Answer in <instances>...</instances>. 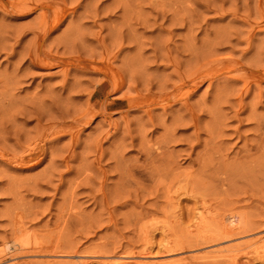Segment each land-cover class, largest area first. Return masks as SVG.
<instances>
[{
  "label": "rangeland",
  "instance_id": "1",
  "mask_svg": "<svg viewBox=\"0 0 264 264\" xmlns=\"http://www.w3.org/2000/svg\"><path fill=\"white\" fill-rule=\"evenodd\" d=\"M7 1L14 2V0ZM17 1L20 0H15V2ZM55 1L59 3L62 0ZM114 1L99 0L96 3L97 0H64L65 7L70 11L74 9L75 12L74 14L67 13L68 16L61 24L51 31L45 42L46 46H44L46 52L51 48L52 51L49 50L53 52L51 54H67L68 52V54L76 55L83 51L87 56L89 52H93L96 60H100L104 54V59L110 62L113 69L124 72L126 84L122 90L106 94L108 87L102 86L94 93L89 104L86 101L88 90L90 89V92L94 86H97V81L102 79L101 75L91 71L82 73L83 70H80V72L76 71L65 77L58 66L43 67L31 63L25 55L24 58L23 54L27 45L34 42L30 41L34 40L32 29L37 26L39 12L20 16L21 13H7L0 10V34L2 38L4 36V43L7 42L5 46L3 45L5 50L3 48L4 51H0V91L3 90L0 94L2 95L0 101L3 100V105L4 103L10 105H8L9 109L6 106L5 110L8 112L5 111V115L3 114L5 117L0 119V126L2 127L1 124L4 122V127L11 128V134L15 131L26 134L20 139L21 144L40 139L42 135L39 138L38 133L42 134L44 128L52 122L56 123L57 127L56 130L54 126L55 133V130L52 129L53 132L49 133L48 138L42 140L43 152L36 153L26 165L9 164L0 158V249H3L1 252L3 255L0 254L2 259L0 264H44V259L48 261L47 258L58 255L63 256L62 261L64 262H78L84 256L93 254L112 257V259L121 256H138L145 252L146 241L150 243L151 255L161 258L160 262L176 258L189 259L197 252L205 251V247L200 245L187 248L185 245L186 248L177 254V252L163 253L160 246L165 242L176 243L191 236L186 235L184 226L190 224L194 206L199 204L201 198L207 199L208 203L217 210L233 209L234 212L242 215L246 222L248 221L246 228H249L245 229V232L241 231L243 232L240 233L241 235H234L235 237H231L232 239L222 241L219 243L220 246L235 244V241L242 242L252 236L264 235V157H262L264 155L258 157L259 155L253 154L247 159L245 158L246 160L242 158L243 146L250 145L256 135V132L252 130L255 119L252 116L264 118V81L260 82L258 88L252 87L249 92L244 94L241 93L243 91L241 82L232 83L227 79L228 82H226L225 78H222L224 76L211 84L207 80L203 81L197 91L187 98L188 106L198 117L197 128L200 130L197 134L195 128L191 124L189 125V122L191 123L188 119L190 117L188 115L191 114L189 110L190 114L186 113V108L176 101H172V104L167 107L162 105L166 100L159 101L161 97L172 95L179 83L176 74L181 76L184 74L189 77L194 72L207 74L208 71L212 73L211 70L216 74L224 63L230 64L229 67L235 70L238 65L246 70L251 68L253 71L259 64L256 63L257 56L260 59H258L259 65L264 66V58H262L264 57V45H262L264 44V30L259 27L264 25V21L259 19L260 12L264 11V0H116L117 7V4L113 3ZM93 5L98 7L95 17L88 14V11L93 9ZM93 11L91 10L90 13ZM243 13L244 17L242 18ZM246 13L247 15H245ZM258 27L261 29L260 31H257ZM74 40H78L79 43ZM250 40L251 44L248 45L247 42ZM64 41L67 42H65L66 45H70L71 42L74 45H70L72 48L67 46L66 50L62 46H57L56 43L59 45ZM99 41L102 44H99ZM4 43L2 42L1 45ZM115 43L117 47H115ZM103 44L104 46H102ZM55 46L58 50L54 48ZM82 56L85 57V55ZM20 58L22 59L20 60ZM248 59L249 61H247ZM13 74H16L17 77L16 75L14 77ZM128 79L132 82V84L129 82L130 86L136 87L138 94L145 96L148 98L146 100L150 101L148 103L143 101L142 108L136 107L127 110V101L123 98L126 95L123 94L135 95L134 91L126 89ZM14 81L16 82L14 83ZM6 85L9 86V89ZM241 94L243 95L241 101L244 105L243 112L235 118L234 111L238 109L236 102ZM1 97H7L10 102L7 98L1 100ZM156 97L158 99L154 100ZM49 98L53 100V106ZM34 99L35 101H33ZM31 101L33 103L29 105ZM57 101L59 105H57ZM11 103L17 104L20 108ZM54 103L58 106L57 108L62 109L63 119L58 113H54L59 110L55 108ZM33 105L35 108L40 107L44 113L46 112L45 114H48L45 115L40 125H36L34 118L36 112L32 113L33 115L25 113L26 108L29 109ZM88 105H93L94 112L98 111L100 115L94 116L87 125L80 126L74 121L78 118L76 116L87 111ZM103 105H106L107 111ZM14 108L20 109V111ZM146 108L150 111L151 119L146 113L148 111ZM100 109H103L104 112H99ZM182 115H185L184 118L187 119L183 118V121H179L178 118L183 117ZM6 118L7 120L11 118L8 120L10 123ZM14 127L16 128L14 129ZM71 128L73 130H70ZM169 128L170 130L174 129V134L172 132L170 136L167 131ZM143 130L144 132H142ZM61 131L65 133L57 138H49V136H53L52 134ZM66 132H68L67 135ZM164 135L168 136V138L164 137V141L171 136H174L171 137L172 139L177 138V141L172 140L173 142H171L169 139L170 142L166 140L165 144ZM0 140L1 152L18 153L19 150L13 143L15 139L12 135L6 140ZM164 144L167 146L165 153L168 151L167 154H170L172 161L171 157H174L176 165H173L177 168L175 169L174 166L175 170L173 169L174 171L162 180L157 176L154 177L152 164L153 162L157 163V159L161 160V158H155L154 152H156L157 145L163 147ZM205 149L207 152L203 151ZM214 150L217 153L213 152ZM168 155H163L162 160H164V156L169 158ZM203 156H207L204 159L209 157L208 161L215 158L214 162H209L212 170L206 163L204 164L208 167L202 166L201 157ZM218 156L221 159L217 158L218 162H215ZM151 157L153 162L150 161ZM167 157L159 163L161 165L163 163L164 166V162L169 160ZM249 158L250 160L256 158V160H252L257 162H248ZM147 162H152V164L148 163L147 166ZM160 164L157 163V167H160ZM142 165L145 166V170ZM149 166L153 171L148 168ZM221 166H225L223 171ZM190 168L191 171H189ZM189 174L191 175L189 176ZM152 175L154 178L151 177ZM154 180L156 184L153 182ZM168 180L173 182L168 184L170 187L173 185L170 188L171 191L177 187V180L183 183L179 182L181 186L188 185L187 187L192 188L193 184V196L181 191L169 198L168 194L170 193L165 190ZM160 181L163 183L160 184ZM157 183L158 186H156ZM138 184L140 185L138 186ZM152 192L153 194H151ZM16 214L22 219L27 232L38 234V237L48 236L53 232H62L60 239L64 244L63 252L57 251L54 253L55 255L53 253V255L48 253L37 255L31 251H24V253L14 250L8 241L11 238L13 218ZM162 220L163 223L166 221L168 224L175 223L169 228L170 230L168 229L164 233L158 230L154 231L153 228H150L151 226L149 227L155 222L162 224ZM168 224L166 226H170ZM144 225L149 231L146 238L140 230ZM4 242L9 245H7L9 248H3ZM261 255L264 256V253ZM262 259L264 257L252 261L251 264H264ZM183 264L228 263L223 260L190 259Z\"/></svg>",
  "mask_w": 264,
  "mask_h": 264
},
{
  "label": "bare ground",
  "instance_id": "2",
  "mask_svg": "<svg viewBox=\"0 0 264 264\" xmlns=\"http://www.w3.org/2000/svg\"><path fill=\"white\" fill-rule=\"evenodd\" d=\"M55 1V0H54ZM53 0H20V1H17V2H15V0H14V2H9V1H5V0H0V10H3V11H5V12H7V13H21L20 14V16L21 15H23V16H27V15H29L30 13H33V12H36V11H38L39 13H38V15H37V18H38V21H37V26H36V28H34V29H32V34H34V40H32V41H30V42H33L32 44H29V45H27V49L25 48V51H24V48H23V51H24V54H23V56L25 55L26 57H27V59L31 62V63H33V64H35V65H37V66H43V67H55V66H58L59 68H61V72L63 73V75L66 77V76H68L69 74H74L76 71H78V72H80V70L82 71V73H85V71H89V73H90V71L91 72H95V73H98V74H100L101 75V77H102V79H100L99 80V82L97 81V86H94L93 87V90L91 89V91L89 92V90H88V94H87V102H88V104L91 102V100H92V97H93V95H94V93L98 90V89H100L102 86H106V87H108V91H107V93L106 94H110V93H112V92H116V91H120V90H122L124 87H125V84H126V81H125V78H124V72L122 73L120 70H116V69H113L112 67H111V64H110V62H107L105 59H104V57L105 56H103L102 55V59L100 58V60H96L95 59V54L93 53V52H89L88 54H87V56H86V52H79L78 54H76V55H72V54H68V52H67V54L66 53H62V54H51V53H53V52H50V51H52L51 50V48H49V46H48V48H49V50L46 52L45 50H44V46H46L45 45V42H46V40H48L47 38H48V36H49V34L51 33V31H53V30H55V28H57V26L59 25V24H61V22L68 16V14L67 13H71V14H74V9H71V11H70V9L68 10L65 6V2H64V0H62V1H60L59 3L57 2L56 3V1L54 2ZM98 1L99 0H97V2L96 3H98ZM114 1V0H113ZM116 1V0H115ZM115 1L113 2L114 3V5L115 4H117V1H116V3H115ZM232 2H234V1H232ZM96 3H94V4H96ZM121 3V2H120ZM231 4V3H230ZM121 5V4H120ZM232 5V4H231ZM94 6V5H93ZM118 6V4L116 5V7ZM233 7V6H232ZM86 8H88V7H86ZM90 8V7H89ZM115 8V7H114ZM256 8H258V7H256ZM97 9H98V7H97V5L96 6H94L93 7V9H91V10H94L93 12H91L90 13V11L91 10H89L88 11V14L91 16V17H95L96 16V14H97ZM126 9V8H125ZM229 9V8H228ZM232 9V8H231ZM114 10V9H113ZM115 10H116V8H115ZM121 10V9H120ZM123 10V9H122ZM247 10V9H246ZM70 11V12H69ZM224 11H225V9H224ZM234 11H235V9H234ZM233 11V12H234ZM257 11V10H256ZM96 12V13H95ZM229 12V11H228ZM249 12V11H248ZM253 12H254V10H253ZM86 13V12H85ZM222 13V12H221ZM95 14V15H94ZM122 14V13H121ZM131 14V13H130ZM233 15V14H232ZM245 15H247V13L245 14ZM259 16H261L259 19H262V21H264V11H261L260 12V15ZM233 17H234V15H233ZM242 18L244 17V13H243V16H241ZM255 17V16H254ZM123 18V17H122ZM131 18V17H130ZM246 18H248V17H246ZM239 19V18H238ZM258 19V20H259ZM129 20V19H128ZM243 20H245V19H243ZM251 20V19H250ZM125 21V20H124ZM261 21V22H262ZM244 24V23H243ZM246 24H249V23H246ZM253 25H254V23H253ZM81 26V25H80ZM248 27V26H247ZM262 30H264V25H261V26H259ZM259 27H258V29H257V31L259 30H261V29H259ZM255 28V27H254ZM77 29V28H76ZM246 29V28H245ZM248 29V28H247ZM253 29V28H252ZM130 30V29H129ZM254 30V29H253ZM73 31V30H72ZM77 31V30H76ZM119 31V30H118ZM226 31V30H225ZM235 31V30H234ZM3 32V31H2ZM132 32V31H131ZM223 32H224V30H223ZM222 32V33H223ZM238 32H240V31H238ZM249 32V31H248ZM262 32V31H261ZM65 33V32H64ZM81 33V32H80ZM254 33V32H253ZM253 33H252V37H253ZM130 34V33H129ZM238 34V33H237ZM3 35V34H2ZM133 35V34H132ZM235 35V34H234ZM239 35V34H238ZM62 36V35H61ZM60 36V37H61ZM117 37V36H116ZM132 37V36H131ZM225 37H226V35H225ZM3 38H4V36H3ZM3 38L1 37V34H0V45H1V43L3 42L4 43V41L5 40H3ZM230 38V37H229ZM6 39V38H5ZM59 39V38H58ZM120 39V38H119ZM118 39V40H119ZM226 39H227V37H226ZM236 39H238V38H236ZM250 39V38H249ZM56 40V39H55ZM61 40V39H60ZM113 40H115V39H113ZM121 40V39H120ZM119 40V41H120ZM128 40V39H127ZM222 40H223V38H222ZM260 40V39H259ZM58 41V40H57ZM67 41V40H66ZM66 41H64V43L63 42H60V44L58 45V43H56L57 44V46L59 47V46H62L65 50L67 49V46H70V45H72L73 43V40H72V42H71V44L70 45H66L65 44V42ZM71 41V40H70ZM75 41V40H74ZM78 40H76L75 42L76 43H79V42H77ZM226 41V40H225ZM18 43H20L19 41H17ZM17 42H15V43H17ZM100 43L99 44H102L101 43V41H99ZM116 43H117V41H115ZM224 42V41H223ZM222 42V43H223ZM251 40L250 41H248L247 42V44L248 45H250L251 43ZM5 43H7V42H5ZM2 44L1 45V49H0V51H4L5 50V47H3V45L5 46L6 44ZM17 43V44H18ZM62 43V44H61ZM67 43V42H66ZM114 44L115 45V47H117L116 45L117 44ZM130 43V42H129ZM228 43V42H227ZM55 44V43H54ZM81 44V43H80ZM221 44V43H220ZM74 45V44H73ZM97 45V44H96ZM262 45H264V44H262ZM29 46V47H28ZM57 46H55L54 48H56L57 49ZM102 46H104V44L102 45ZM261 46V45H260ZM51 47V46H50ZM71 48H72V46H70ZM69 47V48H70ZM119 47V46H118ZM259 47V46H258ZM262 47V46H261ZM260 47V48H261ZM3 48H4V50H3ZM53 48V47H52ZM105 48V47H104ZM55 50V49H54ZM58 50V49H57ZM72 51H75V50H73V49H71ZM106 50V49H105ZM252 50V49H251ZM22 51V52H23ZM85 51V50H84ZM107 51V50H106ZM21 53V52H20ZM26 53V54H25ZM56 53H57V51H56ZM84 53V54H83ZM104 53V52H103ZM258 53V52H257ZM85 55V57L84 56H82V55ZM262 54V53H261ZM22 56V55H21ZM23 56H22V58H23ZM25 56H24V58H25ZM98 56V55H97ZM156 57V56H155ZM19 58V57H18ZM22 58H20V60L22 59ZM262 58H264V57H262ZM131 59V58H130ZM129 59V60H130ZM259 58H258V56H257V62L256 61H254V62H256L257 64L259 63L260 64V59L258 60ZM133 60V59H132ZM217 61V60H216ZM215 61V62H216ZM247 61H249V59L247 60ZM18 62H19V60H18ZM248 63V62H247ZM121 64V63H120ZM128 64V63H127ZM132 64V63H131ZM229 64V63H228ZM250 64V63H249ZM258 64V66H256V68L255 67H253V68H255V70H253L252 71V69L250 70H246V69H244V68H242V67H240V66H238V65H236L237 66V68H236V70L235 69H232V68H230L229 67V65H227L226 63H224L223 64V66L221 67V69L219 68L218 69V71L216 72V74L211 70V72L212 73H214V74H212V73H210V71H208L209 73H207V74H196L195 72L193 73V74H191V75H189V77H186V76H184V74H182V76L181 75H179V74H176V75H178V78H179V83H178V85L175 87V90L173 91V93H172V95L171 96H164V97H161L160 98V100L159 101H165L166 100V102L164 103V104H162L163 106H166L167 107V105H170V104H172V101H176V102H178V103H180L181 105H183L185 108H186V113H189L190 114V112H191V114L190 115H188V116H190L188 119H190L189 121H191V123L189 122V125L191 124L194 128H195V133L197 134V132H199L198 130H200V129H198L197 128V119H198V117H196V114H194L193 113V110H191L192 108H190L189 106H188V104H187V98H188V96L190 95V94H192L193 92H195V91H197V88H198V86H200V84L203 82V81H205V80H207L208 81V83L209 84H211L212 82H214L215 80H217V79H220V77H222V76H224V77H222L223 79L225 78V80L227 79L229 82H232V83H234V82H241L242 83V94H244V93H247V92H249L250 90H251V88L252 87H257L258 88V86L260 85V82L261 81H264V66H262V64L261 65H259ZM119 65V64H118ZM252 65V64H251ZM256 65V64H255ZM198 66V65H197ZM245 66V65H244ZM118 67V66H117ZM199 68V67H198ZM248 68V67H247ZM130 69V68H129ZM192 69V68H191ZM190 70V69H189ZM16 71V70H15ZM176 71V70H175ZM192 71H194V70H192ZM216 71V70H215ZM134 72V71H133ZM192 73V72H191ZM205 73V72H204ZM10 74V73H9ZM87 74V73H86ZM189 74V73H188ZM187 74V75H188ZM5 75V74H4ZM14 75V74H13ZM12 75V76H13ZM16 75V74H15ZM15 75H14V77H15ZM23 75V74H22ZM28 75V74H27ZM12 76L10 77L11 79H12ZM2 77V76H1ZM16 77H17V75H16ZM19 77V76H18ZM131 76H130V80H131ZM135 78V77H134ZM139 79V78H138ZM2 80V79H1ZM4 80V79H3ZM14 80V79H13ZM17 80V79H16ZM129 80V79H128ZM127 81L128 83V85H127V91H130V90H132V91H134L135 92V95L134 96H127V95H131V93L130 94H123V95H126V96H123V98H125V100L127 101V107H128V109L127 110H132V109H134V108H136V107H140V108H142V102L143 101H146V103H148V102H150V101H147L148 100V98H146L145 96H141L140 94H138V90H137V88L136 87H132V86H130V84H129V82L132 84V82L131 81ZM226 80V82H228ZM6 81V80H5ZM18 81V80H17ZM77 81H78V79H77ZM16 81H14V83H15ZM1 83V82H0ZM8 83V82H7ZM74 83V82H73ZM3 84V83H2ZM82 84V83H81ZM75 85V84H74ZM73 85V86H74ZM226 85V84H225ZM224 85V86H225ZM7 86V85H6ZM78 86V85H77ZM80 86H82V85H80ZM90 86V85H89ZM161 86V85H160ZM8 87V89H9V86H7ZM216 87V86H215ZM222 87V86H221ZM229 87V86H228ZM239 87V86H238ZM12 88H14V87H12ZM78 88V87H77ZM161 88V87H160ZM218 88V87H217ZM241 88V87H240ZM64 89V88H63ZM74 89V88H73ZM234 89V88H233ZM237 89V88H236ZM10 90H12V89H10ZM150 90V89H149ZM219 90V89H218ZM224 90V89H223ZM227 90V89H226ZM3 91V90H2ZM2 91H0V94H1V92ZM6 91V90H5ZM14 91V90H13ZM12 91V92H13ZM47 91V90H46ZM77 91H78V89H77ZM49 92V91H48ZM79 92V91H78ZM149 92V91H148ZM81 93V92H80ZM84 93V92H83ZM129 93V92H128ZM4 94V93H3ZM6 94H8V93H6ZM42 94V93H41ZM105 94V93H104ZM229 94V93H228ZM227 94V95H228ZM240 95V98L237 100V104H238V109H237V111H234L235 113H234V117L236 118L237 116H238V114L239 113H241V112H243V104L241 103V101H242V96L243 95ZM223 95V94H222ZM0 96H2V95H0ZM4 96H6V95H4ZM8 96V95H7ZM11 96H13V95H11ZM35 96V95H34ZM45 96V95H44ZM38 97V96H37ZM37 97H35V98H37ZM46 97V96H45ZM68 97V96H67ZM157 97H160V96H157ZM155 98L154 100H157L158 98ZM225 97H226V95H225ZM224 97V99H226ZM7 98V97H6ZM6 98H2L1 97V100L2 99H6ZM150 98V97H149ZM219 98V97H218ZM12 99V98H11ZM32 99V98H31ZM103 99V98H102ZM147 99V100H146ZM7 100L9 101L10 99H8L7 98ZM51 99L49 98V101H50ZM217 100V99H216ZM228 100V99H227ZM226 100V101H227ZM27 101H29V100H27ZM26 101V102H27ZM33 101H35V99L33 100ZM52 101V106H53V100H51ZM51 101H50V103H51ZM59 101V100H58ZM56 102L57 103V105H59L58 103L59 102ZM70 101V100H69ZM254 101V100H253ZM3 100L2 101H0V119L2 120V118H4L5 116H3V114L5 113V111H6V113L8 112L7 110H5V109H7V107H8V105H6L5 103H4V105H3ZM10 102V101H9ZM25 102V103H26ZM44 102V101H43ZM55 102V101H54ZM224 102H225V100H224ZM255 102V101H254ZM31 104H29V105H32V101L30 102ZM37 103V102H36ZM36 103H34V104H36ZM42 103V102H41ZM49 103V104H50ZM108 103V102H107ZM213 103H215V102H213ZM12 104V103H11ZM14 104L15 103H13L12 105L14 106ZM20 104V103H19ZM43 104V103H42ZM44 104H45V102H44ZM65 104V103H64ZM71 104V103H70ZM145 104V103H144ZM255 104H256V102H255ZM16 106H17V104H15ZM54 105H55V108H57L58 106H56V104L54 103ZM161 105V106H162ZM195 105V104H194ZM215 105V104H214ZM226 105V104H225ZM7 106V107H6ZM10 106V105H9ZM39 106V105H38ZM41 106V105H40ZM104 106V105H103ZM162 106V107H163ZM213 106V105H212ZM219 106V105H218ZM223 106V105H222ZM231 106V105H230ZM4 107H6V108H4ZM17 107H19V106H17ZM29 107V106H28ZM62 107V106H61ZM93 105H88V107H87V111L85 112H82L81 114H80V116L78 115V116H76V117H78V118H76L75 119V123H77V124H79L80 126H85V125H87L88 123H89V121L91 120V119H93V117L94 116H96V115H100V113H98V111L97 112H94L95 110H93ZM124 107V106H123ZM20 108V107H19ZM26 108V107H25ZM40 107H37V108H35V106L33 105V107H30L29 109H27L26 108V110H25V113L27 114H29V113H35L36 112V114H35V116H34V118H35V120H36V125H40V123H41V121L43 120V118L45 117V115L47 116L48 114H45L44 113V111L41 109V111H39L40 109H39ZM68 108V107H67ZM77 108V107H76ZM79 108V107H78ZM81 108V107H80ZM209 108V107H208ZM217 108V107H216ZM219 108V107H218ZM8 109H9V107H8ZM15 109V108H14ZM38 109V110H37ZM44 109V108H43ZM57 109H59V108H57ZM56 109V110H57ZM104 109L106 110V105L104 106ZM148 111H146V113L148 114V116L150 117V119H151V116L149 115L150 114V111H149V109L148 108H146ZM211 109V108H210ZM15 110H18V109H15ZM21 110H24V109H21ZM50 110V109H49ZM61 110V111H60ZM65 110V109H64ZM76 110V109H75ZM78 110V109H77ZM101 110V109H100ZM144 110V109H143ZM190 112H189V111ZM209 110V109H208ZM217 110V109H216ZM18 111H20V109L18 110ZM45 111H46V108H45ZM47 111H48V108H47ZM51 111V110H50ZM107 111V110H106ZM137 111V110H136ZM221 111V110H220ZM250 111H252V110H250ZM68 112V111H67ZM73 112H74V110H73ZM99 112H104L103 111V109L101 110V111H99ZM183 112V111H182ZM253 112V111H252ZM13 113H15V112H13ZM20 113V112H19ZM22 113H23V111H22ZM54 113H58L59 114V116L62 118V117H64V114L62 113V109H59L58 110V112L57 111H55ZM53 113V114H54ZM75 113V112H74ZM105 113H107V112H105ZM144 113V112H143ZM184 113V112H183ZM182 113V114H183ZM249 113V112H248ZM16 114V113H15ZM14 114V115H15ZM24 114V113H23ZM103 114V113H102ZM125 114H126V111H125ZM124 114V115H125ZM223 114V113H222ZM5 115V114H4ZM7 115V114H6ZM21 115V114H20ZM33 115V114H32ZM50 115V114H49ZM67 115V114H66ZM69 115V114H68ZM143 115V114H142ZM250 115H252V114H250ZM249 115V117L251 118V116ZM254 115V114H253ZM9 116V115H8ZM52 116V115H51ZM58 116V117H59ZM183 116V115H182ZM185 116V115H184ZM184 116L183 117H179L178 119H179V121H183V118H184ZM186 116H187V114H186ZM187 116V117H188ZM224 116V115H223ZM7 117V116H6ZM11 117V116H10ZM30 117H32V116H30ZM57 117V116H56ZM71 117H72V115H71ZM176 117V116H175ZM248 117V118H249ZM253 117V119H254V127L252 128V130L253 131H255L256 132V135H255V138H254V140L252 141V142H250V145H244L243 146V159H247V157H249V156H251V155H255V156H257V155H259L258 157H260V156H262V155H264V118H261L260 119V117H258V118H256V117H254V116H252ZM60 118V119H61ZM70 118V117H69ZM11 119V118H10ZM10 119H8V120H10ZM59 119V118H58ZM63 119V118H62ZM125 119L127 120V118L125 117ZM137 119H138V117H137ZM182 119V120H181ZM185 119H187V118H184V120ZM230 119H231V117H230ZM252 119V118H251ZM4 120V119H3ZM6 120H7V118H6ZM7 120V121H8ZM65 120V119H64ZM110 120V119H109ZM142 120V119H141ZM175 120V119H174ZM220 120V119H219ZM227 120V119H226ZM47 121V120H46ZM146 121H147V119H146ZM153 121V120H152ZM177 121V120H176ZM178 121V122H179ZM222 121V120H221ZM240 121V120H239ZM1 122V121H0ZM9 122V121H8ZM109 122V121H108ZM149 122V121H148ZM171 122V121H170ZM223 122H225V121H223ZM4 123V122H3ZM3 123L1 124L2 125V127L0 128V135H1V138L0 139H2V140H6L10 135H12L13 137H14V141H13V143H15V145L17 146V148H18V150L20 151H18V153L17 152H12V153H3V152H1L0 151V158L2 159V160H4L5 162H7V163H9V164H15V165H26L28 162H30L31 160H32V158L36 155V153H41V152H43V148H44V144L42 143V140H44L45 138H48V135H49V133L50 132H53V130L52 129H54V126H55V124L56 123H50V125L47 127L46 126V128H44V130L42 131V134H40V133H38L39 135H38V137L40 136V135H42L41 136V138L40 139H37V140H33V141H29L28 143H26V144H21L22 142H20V139L22 138V137H25V135L26 134H22L21 132H18V131H15V133H12L11 134V128L9 129V127H4L3 126ZM5 123H7V122H5ZM10 123V122H9ZM13 123V122H12ZM152 123V122H151ZM177 123V122H176ZM52 124V125H51ZM117 124V123H116ZM220 124H221V122H220ZM225 124V123H224ZM224 124H223V126H224ZM5 125V124H4ZM7 125V124H6ZM143 125V124H142ZM176 125V124H175ZM185 125H187V124H185ZM226 125V124H225ZM11 126H12V124H11ZM15 126V125H14ZM188 126V125H187ZM186 126V127H187ZM207 126V125H206ZM222 126V125H221ZM19 127V126H18ZM43 127H45V126H43ZM56 127V126H55ZM139 127V126H138ZM174 127V126H173ZM177 127V126H176ZM211 127V126H210ZM16 127H14V129H15ZM36 128V127H35ZM37 128H38V126H37ZM69 128V127H68ZM77 128V127H76ZM141 128V127H140ZM165 128V127H164ZM56 130H57V127L55 128ZM54 129V130H55ZM212 129V128H211ZM220 129V128H219ZM222 129V128H221ZM20 130H21V128H20ZM39 130H40V128H39ZM52 130V131H51ZM56 130L54 131V133L56 132ZM63 130V129H62ZM70 130H73L72 128L70 129ZM78 130V129H77ZM167 130V129H166ZM174 130V129H173ZM173 130H170V128L167 130V131H169V133H168V135L170 136V135H172L171 133L173 132ZM215 130V129H214ZM217 130V129H216ZM12 131H13V129H12ZM26 131V130H25ZM25 131H23V133H25ZM28 131V130H27ZM63 131H67V130H63ZM69 131V130H68ZM141 131V130H140ZM213 131V130H212ZM218 131V130H217ZM40 132V131H39ZM142 132H144V130L142 131ZM206 132H207V130H206ZM254 132V133H255ZM62 133H65V132H58V133H56V134H52L53 136H49V138H51V137H55V138H57V137H59V136H61L62 135ZM67 133L68 132H66V135H67ZM139 133V132H138ZM163 133V132H162ZM70 134V133H69ZM73 134H74V132H73ZM164 134V133H163ZM173 134H174V132H173ZM28 135V137H29V134H27ZM144 135V134H143ZM221 135V134H220ZM141 136V135H140ZM139 136V137H140ZM197 136V135H196ZM74 137V136H73ZM161 137V136H160ZM164 137L165 138H168V136L166 135H164L163 136V141H164ZM171 137H174V136H171ZM169 138L170 140H171V142H173V141H175L177 138ZM176 137V136H175ZM219 137V136H218ZM224 137V136H223ZM12 138V137H11ZM33 138V137H32ZM35 138V137H34ZM179 138V137H178ZM199 138V137H198ZM209 138H211V137H209ZM220 138V137H219ZM53 139V138H52ZM143 139V138H142ZM169 139H166V140H168L169 142H170V140ZM27 140H28V138H27ZM46 140V139H45ZM57 140V139H56ZM72 140V139H71ZM166 140L164 141L165 142V144H166ZM173 140V141H172ZM1 141V140H0ZM148 141V140H147ZM177 141V140H176ZM44 142V141H43ZM163 142V143H164ZM24 143V142H23ZM144 143V142H143ZM159 143V142H158ZM157 143V144H158ZM168 143V142H167ZM179 143V142H178ZM208 143V142H207ZM206 143V144H207ZM219 143V142H218ZM251 143H252V145H251ZM163 145V147L161 146H159V145H157V147H156V149H155V151L156 152H154L155 153V158L157 159V158H161V160L160 159H157L158 160V162L155 160V162H157L158 164H160L159 162H163L164 160H165V157H167V156H164V160H162V156L163 155H168L167 154V152L168 151H166V153H165V150H167V146L166 145ZM222 144V143H221ZM224 144V143H223ZM139 145V144H138ZM161 145V144H160ZM96 146V145H95ZM191 146V145H190ZM206 146V145H205ZM151 147V146H150ZM208 147V146H207ZM15 148V147H14ZM142 148V147H141ZM166 148V149H165ZM221 148V147H220ZM223 148V147H222ZM242 148V147H241ZM149 149V148H148ZM209 149V148H208ZM1 150V149H0ZM4 150V149H3ZM146 150V149H145ZM207 149H205V150H203V151H206ZM147 151V150H146ZM150 151V150H149ZM171 151V150H170ZM179 151V150H178ZM200 151V150H199ZM198 151V152H199ZM241 151V150H240ZM253 151V153H251ZM197 152V153H198ZM202 152V151H201ZM207 152V151H206ZM213 152H216L217 153V151H213ZM219 152V151H218ZM54 153V152H53ZM152 154V153H151ZM180 154V153H179ZM178 154V155H179ZM196 154V153H195ZM204 154H205V152H204ZM241 154V153H240ZM154 155V154H153ZM170 155V154H169ZM168 155V156H169ZM177 155V156H178ZM208 155V154H207ZM210 156H211V154H209ZM217 155V154H216ZM199 156H200V153H199ZM74 157V156H73ZM153 157V156H152ZM151 157V158H152ZM173 157V156H172ZM171 157V159H173V161L172 160H170V156H169V160H166L165 162H166V164H165V162H164V166H163V163H162V165L160 166V167H157V163H154L153 161V158L151 159L150 158V161H152L153 162V164H152V162H147V166H148V163H151L153 166H154V168H152L153 170H154V173H153V175H154V177H159V178H161L162 180L168 175V174H171V172L172 171H174L177 167L175 166L176 165V161H174V157L172 158ZM204 157H207V156H203V157H201L202 158V160H201V162L203 163V167L204 168H206V167H210V169H211V166H210V163H212V162H214V159L215 158H211L212 159V161H211V159H210V161H208V158L207 159H204ZM262 157H264V156H262ZM178 158H179V156H178ZM217 158H218V160H219V158L221 159V157L220 156H218V157H216V160H215V162L217 161ZM223 158H225V157H223ZM195 159V158H194ZM204 159V160H203ZM234 159V158H233ZM245 159V160H246ZM253 159V158H252ZM250 160V158H249V161L248 162H252L254 159L256 160V158H254L253 160ZM259 159V158H258ZM50 160H51V158H50ZM160 160V161H159ZM149 161V160H148ZM167 161H168V163H167ZM208 161V162H207ZM221 161V160H220ZM236 161V160H235ZM234 161V162H235ZM242 161V160H241ZM240 161V162H241ZM210 162V163H209ZM218 162V161H217ZM224 162V161H223ZM248 162H247V164H248ZM254 162H257V161H253V163ZM51 163V162H50ZM197 163V162H196ZM202 163H200V164H202ZM204 163H206V164H208V166H206V164H204ZM221 163V162H220ZM241 163H243V161L241 162ZM151 164H149V165H151ZM156 166H155V165ZM173 164H175V165H173ZM225 164V163H224ZM229 164V163H228ZM49 165V164H48ZM146 165V164H145ZM152 165H151V167H152ZM173 165V166H172ZM218 165V164H217ZM221 165H222V163H221ZM249 165V164H248ZM255 165V164H254ZM55 166V165H54ZM143 166V165H142ZM175 166V167H174ZM219 166H220V164H219ZM242 166V165H241ZM145 166H143L142 168L145 170V168H144ZM151 167L149 166L148 168H150L151 169ZM175 169H174V168ZM202 167V169H204ZM222 167V166H221ZM225 167V166H224ZM224 167H222V171H223V168ZM248 167V166H247ZM127 168V167H126ZM148 168H146V169H148ZM179 168V167H178ZM220 168V167H219ZM235 168V167H234ZM128 169V168H127ZM151 169V170H152ZM174 169V170H173ZM218 169V168H217ZM48 170V169H47ZM149 170V169H148ZM150 170V171H151ZM152 170V171H153ZM180 170V169H179ZM185 170V169H184ZM207 170V169H206ZM205 170V171H206ZM212 170V169H211ZM215 171H216V168L214 169ZM219 170H221V169H219ZM127 171V170H126ZM150 171H148V172H150ZM181 171V170H180ZM189 171H191V168H190V170ZM188 171V172H189ZM204 171V170H203ZM118 172H119V170H118ZM130 172V171H129ZM147 172V173H148ZM178 172V171H177ZM128 173V172H127ZM132 173V172H131ZM216 173V172H215ZM218 173H220L219 171H218ZM225 173V172H224ZM224 173H222V175H224ZM126 174V173H125ZM78 175V174H77ZM80 175V174H79ZM129 175H130V173H129ZM153 175L151 176V177H153ZM185 175V174H184ZM191 174H189V176H190ZM212 175V174H211ZM127 176H128V174H127ZM126 176V177H127ZM172 176V175H171ZM187 176V175H186ZM202 176V175H201ZM225 176V175H224ZM47 177V176H46ZM49 177V176H48ZM130 177V176H129ZM153 177V178H154ZM173 177V176H172ZM177 177V176H176ZM192 177V176H191ZM209 177V176H208ZM211 177V176H210ZM215 177H216V175H215ZM196 178V177H195ZM134 179V178H133ZM174 179V178H173ZM172 179V180H173ZM222 179H224V178H222ZM222 179H221V181H222ZM189 180H190V178H189ZM192 180H193V178H192ZM197 180V179H196ZM86 181V180H85ZM89 181V180H88ZM134 181V180H133ZM166 181V180H165ZM168 181H170V182H168ZM167 181V185L165 186V190H166V192H168V193H170V194H168L169 195V198H172L174 195H176V193H178V192H183L184 194H187V195H189V196H193V190H192V188H193V184H192V188L191 187H185V186H181V185H179V182H181V181H179V180H177V182H178V185H177V187L173 190V191H171V187L173 186V185H171V187L168 185L169 183L171 184V183H173L171 180H168ZM183 181V180H182ZM186 181H187V179H186ZM211 181V180H210ZM219 181H220V179H219ZM224 181V180H223ZM129 182V181H128ZM136 182V181H135ZM134 182V183H135ZM153 182H155V180L153 181ZM183 182H185V181H183ZM191 182V181H190ZM194 182V181H193ZM214 182V181H213ZM227 182V181H226ZM89 183V182H88ZM137 183V182H136ZM160 184L161 183H163L162 181H160L159 182ZM165 183V182H164ZM182 183V182H181ZM207 183V182H206ZM211 183V182H210ZM209 183V184H210ZM155 184H156V182H155ZM183 184V183H182ZM212 184V183H211ZM140 184H138V186H139ZM222 185V184H221ZM156 186H158V183H157V185ZM159 186H161V187H163L162 185H159ZM209 186V185H208ZM211 186V185H210ZM214 188V187H213ZM163 189V188H162ZM212 189V188H211ZM195 190V189H194ZM209 190V189H208ZM150 191V190H149ZM215 191V190H214ZM222 191V190H221ZM99 192V191H98ZM156 193V192H155ZM140 194V193H139ZM151 194H153V192L151 193ZM195 194V193H194ZM202 194V193H201ZM210 194H212V193H210ZM214 194V193H213ZM216 194V193H215ZM142 195V194H141ZM143 196V195H142ZM167 196V195H166ZM166 196H165V198H166ZM185 196V195H184ZM207 196V195H206ZM205 196V197H206ZM209 196V195H208ZM178 197V196H177ZM195 197V196H194ZM214 197V196H213ZM167 198H168V196H167ZM174 199V198H173ZM172 199V200H173ZM169 201V200H168ZM175 201V200H174ZM198 201V200H197ZM106 202V201H105ZM196 202V201H195ZM171 203V202H170ZM175 204V203H174ZM173 204V205H174ZM152 205V204H151ZM224 205V204H223ZM177 207V206H176ZM223 207V206H222ZM166 208V207H165ZM183 210V209H182ZM235 210V209H234ZM23 212V211H22ZM153 212V211H152ZM163 212V211H162ZM167 213V212H166ZM26 214V213H25ZM146 214V213H145ZM24 215V214H23ZM189 215V214H188ZM32 216V215H31ZM63 216V215H62ZM30 217V216H29ZM155 221V220H154ZM165 221V220H164ZM176 221V220H175ZM168 221H166L165 223H163V220H162V224H161V222L160 223H158V222H155V223H153L152 225H149V227L150 228H153V230L155 231V230H158V231H160L161 233H164V232H166L171 226H173V223H175V222H172V221H170V222H172L171 224H170V226H166V224H168L167 223ZM248 222V221H247ZM247 222H246V219L242 216V215H240V214H237V212H234L233 211V209L231 210V209H226V210H217V209H215V208H213L212 207V205L211 204H209L208 203V201H207V199H205V198H201V200H200V202H199V204H197V206H194V211H193V213H192V216H191V218H190V224H185L186 226H184L185 227V229H184V231L185 232H187V234L186 235H191V236H187V237H185L182 241H179V242H176V243H167V242H165V244H163V245H161L160 246V248H162V251H163V253L164 252H166V253H170V252H177V254H178V252H180V251H182V250H184L185 248H186V246H187V248H192V247H197V246H203V247H205V251H202V252H197L195 255H193V256H191L189 259L188 258H176V259H171V261H166V262H160L159 261V259H161V258H159V257H157V256H152L151 255V251H150V243H148L147 241H146V239H145V241H146V243H145V248H144V251L145 252H143V254H141V255H138V256H121V257H118V258H116V259H112V257L110 258V257H107V256H104V255H100V254H93V255H89V256H84V258L83 259H81V260H78V262H74V261H72L73 259L72 258H66L67 260H71L72 262H64V261H62L63 260V256H54V257H49V258H47V260L48 261H46V259H44L45 261H44V264H53V263H55V264H119V263H124V264H126V263H132V264H183L186 260H202V261H208V260H212V261H214V260H223V261H226L228 264H241V262L240 261H243L245 264H251L252 263V261H254V260H256V259H260L261 257H264V256H262L261 254L262 253H264V235H257L256 237H253L252 236V238L250 237V238H248V239H245V240H242V242H236L235 241V244H231V245H223V246H220L221 244H219V243H222V241H227V239H229V238H231V237H233L234 235L236 236V235H241L240 233H243V232H241V231H244L245 229L247 230L248 228H246L247 227ZM185 223V222H184ZM28 224V223H27ZM63 224V223H62ZM145 224V223H144ZM168 224V225H169ZM180 224H181V221H180ZM249 224H250V222H249ZM11 225V224H10ZM175 225V224H174ZM27 226V225H26ZM176 226V225H175ZM251 226V225H250ZM29 227V226H28ZM180 227V226H179ZM257 227V226H256ZM13 229H12V234H11V238L9 239V241L8 242H10L11 244H12V246L11 247H13L14 248V250H19V251H31V253H37V255L40 253L41 255L43 254V253H48L49 255L50 254H54L55 252H59V251H62V248L64 247V244H63V242H62V240L60 239L61 237H60V233H62V232H60V233H56V232H53V234L52 233H50V234H48V236L46 235V236H42V237H38V234L36 235V234H33V232L32 233H29V232H27L28 230H26V228L24 227V225H23V222H22V219L20 218V216H17V214H16V216L13 218V227H12ZM141 228V227H140ZM141 232L144 234V237L149 233V231H147V226H143L141 229ZM170 230V229H169ZM58 231V230H57ZM181 231H182V229H181ZM234 231H236V233H234ZM255 231V230H254ZM153 232V231H152ZM206 232V233H205ZM245 232V231H244ZM260 232V231H259ZM56 233V234H55ZM138 233V232H137ZM169 233V232H168ZM184 233V232H183ZM10 236V235H9ZM234 236V237H235ZM242 237V236H241ZM146 238V237H145ZM66 239V238H65ZM232 239V238H231ZM4 241H6V240H4ZM152 243V242H151ZM186 243V244H185ZM8 244H5V242H4V244H3V248L4 247H7V248H9L8 246H7ZM144 245V244H143ZM153 245V244H152ZM186 245V246H185ZM67 247V246H66ZM202 247V248H203ZM195 249V248H194ZM18 251V252H19ZM1 252H3V249H0V254H1ZM17 252V253H18ZM63 252V251H62ZM67 252V251H66ZM16 253V254H17ZM25 253V252H24ZM10 254V253H9ZM52 254V255H53ZM1 255H3V254H1ZM30 255H32V254H30ZM55 255V254H54ZM57 255V254H56ZM164 255V254H163ZM166 255V254H165ZM14 256V255H13ZM13 256H12V258H13ZM109 256V255H108ZM179 256V255H178ZM1 257V256H0ZM3 257V256H2ZM6 257V256H5ZM15 257V256H14ZM162 257V256H161ZM186 257V256H185ZM10 258V257H9ZM35 258V257H34ZM163 258V257H162ZM64 259H65V257H64ZM164 259V258H163ZM166 259V258H165ZM0 260H2L1 258H0ZM57 260V262H55ZM262 260H264V259H262ZM31 261V260H30ZM60 261V262H59ZM16 263V262H15ZM32 263V262H31ZM243 263V264H244ZM33 264V263H32ZM36 264H38V263H36Z\"/></svg>",
  "mask_w": 264,
  "mask_h": 264
}]
</instances>
